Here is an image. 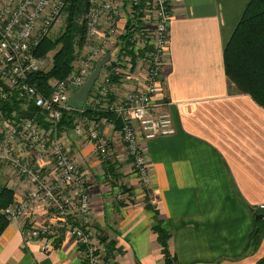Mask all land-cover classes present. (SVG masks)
<instances>
[{
    "label": "crops",
    "instance_id": "crops-1",
    "mask_svg": "<svg viewBox=\"0 0 264 264\" xmlns=\"http://www.w3.org/2000/svg\"><path fill=\"white\" fill-rule=\"evenodd\" d=\"M167 1L172 8L167 61L153 101L170 113L175 135L146 144L147 187L104 119L97 124L109 138L112 157L103 164L92 143L72 128H59L89 188L90 229L105 241V251L112 246V264H163L156 221L169 233L173 264H256L264 241L253 255L247 246L254 212L264 205V109L235 93L223 64L225 46L250 0ZM115 2L124 7L127 0ZM116 26L123 34L124 14ZM113 43L114 50L120 41ZM27 157L34 165V152ZM38 170L53 181L48 163ZM0 186L10 188L15 201L25 195V184L5 166ZM29 218L41 226L55 221L43 209ZM22 223H9L0 235V264H80L76 242L60 234L42 253L37 241L23 239Z\"/></svg>",
    "mask_w": 264,
    "mask_h": 264
},
{
    "label": "built area",
    "instance_id": "built-area-1",
    "mask_svg": "<svg viewBox=\"0 0 264 264\" xmlns=\"http://www.w3.org/2000/svg\"><path fill=\"white\" fill-rule=\"evenodd\" d=\"M66 2L0 0V166L26 186L23 198L1 214L8 224L21 220L23 239L37 241L42 253L48 252L51 241L63 234L80 247V264H110L113 260H106L105 246L90 229L89 188L62 142L60 123L64 112H74V134L93 144L94 155L103 164L112 157V149L109 138L99 132L97 118L114 116L118 127L103 119L124 146L142 186L147 187L146 144L175 135L170 113L153 101L167 61L172 8L167 0H127L124 7L114 0H88L83 44L77 55L80 57L75 56L65 79L43 94L31 83V76L44 71L47 63L36 58L34 51L59 19ZM117 6L126 12L123 34L116 26L121 17ZM116 40L120 44L112 51ZM126 44L140 54L125 52ZM108 53L110 60L103 66L83 109L68 108L71 96ZM130 55H135L131 62L126 58ZM10 97L34 106L35 118L38 114L41 120H27L20 114L21 118L14 114L6 117L3 105ZM87 112L92 114L88 119L84 117ZM32 151L34 165L27 157ZM44 163L51 167V182L38 170ZM36 209L52 212L55 221L42 226L31 223L29 214Z\"/></svg>",
    "mask_w": 264,
    "mask_h": 264
},
{
    "label": "trees",
    "instance_id": "trees-1",
    "mask_svg": "<svg viewBox=\"0 0 264 264\" xmlns=\"http://www.w3.org/2000/svg\"><path fill=\"white\" fill-rule=\"evenodd\" d=\"M87 10L88 0H67L60 14V17H64L63 32L55 40L45 37L35 49L34 56L38 59H45L49 53H54L50 68L31 76V83L36 85L43 94L50 92L51 81L62 80L70 73L77 50L82 47ZM223 64L228 85L234 87L235 93L249 96L255 104L264 109V0H250L248 3L225 46ZM228 93L233 92L228 91ZM24 109L32 113L36 111L34 106L25 105V102L17 101L15 97H10L3 105L6 117H12L14 114V117L21 118L19 114ZM36 115L35 120L40 121L38 114ZM74 115V112H64L60 129L72 128ZM86 115L92 116L91 112H87ZM100 117L113 121L116 127L119 126L118 120L112 115H100ZM109 168L108 172H112V167ZM14 202V192L10 188L0 186V235L8 225L1 211ZM257 216H261V219H255L254 228L248 240V255L255 254L264 241V208H257L254 217ZM153 233L161 248L163 264H173L167 249L169 233L157 221L153 227ZM105 253L106 260L112 261V246L108 245ZM256 264H264V256Z\"/></svg>",
    "mask_w": 264,
    "mask_h": 264
},
{
    "label": "water",
    "instance_id": "water-1",
    "mask_svg": "<svg viewBox=\"0 0 264 264\" xmlns=\"http://www.w3.org/2000/svg\"><path fill=\"white\" fill-rule=\"evenodd\" d=\"M113 50V49H112ZM110 60V53L106 54L103 58H101L94 66L93 71L87 78L86 82L83 84V86L75 92L68 102V108H70L73 111H81L83 109V106L89 96V93L97 81L100 72L103 68V66L109 62ZM20 116L22 118H25L27 120H33L35 118V113L28 112V111H21ZM256 220L261 219V216H257L255 218Z\"/></svg>",
    "mask_w": 264,
    "mask_h": 264
},
{
    "label": "rangeland",
    "instance_id": "rangeland-1",
    "mask_svg": "<svg viewBox=\"0 0 264 264\" xmlns=\"http://www.w3.org/2000/svg\"><path fill=\"white\" fill-rule=\"evenodd\" d=\"M115 1V0H114ZM116 3V2H115ZM116 10L118 11L119 15L123 16V10H121L118 6L116 8ZM126 13V12H125ZM63 29H64V17L61 16L58 20H56L54 22V24L52 25V27L50 28L49 32H48V35L46 37L52 39V40H55L56 38H58L61 33L63 32ZM83 44V43H82ZM129 51H133V49L131 48V46H129V44H126L125 45V52H129ZM78 50H77V53H76V57L78 55ZM134 54H140V51L139 50H134L133 51ZM54 53H49V55H47V57L45 58L46 60V63H47V66L45 67L44 71L48 70L50 68V64H51V59H52V56H53ZM125 56V55H124ZM80 56L77 57V59L79 58ZM130 62L135 59V55H130V56H127L126 57ZM123 63V62H122ZM65 79V78H64ZM60 81V80H59ZM58 82V81H57ZM56 81H51V84H55ZM50 84V83H49ZM50 85V86H52ZM74 118V117H73ZM81 118V116H80ZM73 123H74V119H72V127H73Z\"/></svg>",
    "mask_w": 264,
    "mask_h": 264
}]
</instances>
